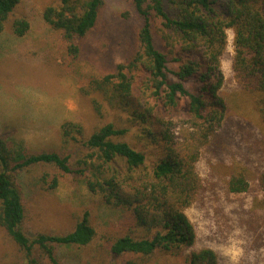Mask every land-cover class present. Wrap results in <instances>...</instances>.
<instances>
[{"label": "trees", "instance_id": "1", "mask_svg": "<svg viewBox=\"0 0 264 264\" xmlns=\"http://www.w3.org/2000/svg\"><path fill=\"white\" fill-rule=\"evenodd\" d=\"M20 3L0 0V38L6 26L18 37L29 33V20L16 17ZM131 4L133 14L123 15L132 18L133 44L110 72L87 80L104 101L94 102L99 119L109 107L122 113L89 133L81 123L66 121L60 150L33 153L0 135V228L27 264L44 258L63 264L60 248L71 247L100 251L108 264H218L213 250H192L196 232L185 209L205 188L198 163L227 119L220 94L227 30L234 33L235 78L264 128V0ZM104 6L105 0H54L44 9V21L59 37L58 58L67 73L79 72L82 45L96 32ZM183 107L186 118L177 123L174 115ZM135 127L140 134L130 143L127 137ZM138 140L143 150L136 147ZM148 146L159 153L151 168L146 166ZM251 175L264 208V168L233 177L228 191L247 193ZM63 181L84 185L101 204L77 212L65 226L32 229L31 201L50 197ZM101 208L115 214L106 215L109 225L99 221Z\"/></svg>", "mask_w": 264, "mask_h": 264}, {"label": "rangeland", "instance_id": "2", "mask_svg": "<svg viewBox=\"0 0 264 264\" xmlns=\"http://www.w3.org/2000/svg\"><path fill=\"white\" fill-rule=\"evenodd\" d=\"M53 1L21 0L16 17L29 20V33L18 37L11 26H6L0 38V135L18 145L23 143L33 153L62 149L61 126L66 121L81 123L89 133L122 113L109 107L99 119L94 102L104 101L88 88L87 80L91 75L110 72L133 44L132 18L123 15L126 11L133 14L132 0H105L101 23L82 45L79 72L67 73L58 58L59 37L43 19L44 9ZM233 39V31L227 30L220 91L228 106L227 119L217 137L202 151L198 171L205 188L185 213L196 232L192 250H213L218 264H264L263 194L253 175L247 193H230L227 187L233 177L264 168V128L253 100L235 78ZM89 91L91 94H87ZM186 114L183 107L182 113H175L174 121H184ZM131 132L127 140L133 143V136L140 132L136 127ZM143 144L140 141L136 147L143 150ZM152 148L146 149L149 168L159 156ZM19 181L27 190L26 176H19ZM96 202H100L99 198L84 185L72 186L63 181L50 197L31 201L30 227L36 230L65 226L77 212ZM102 208L99 221L109 225L106 220L115 214ZM59 253L63 264L109 263L100 251L88 253L71 247L60 248ZM39 262L51 264L45 258ZM27 263L24 253L0 228V264Z\"/></svg>", "mask_w": 264, "mask_h": 264}]
</instances>
